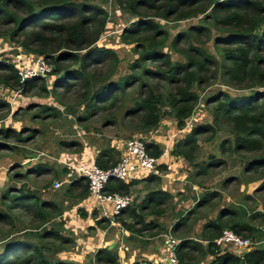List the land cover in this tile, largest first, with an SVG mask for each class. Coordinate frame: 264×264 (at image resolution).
Segmentation results:
<instances>
[{"label":"trees","instance_id":"obj_1","mask_svg":"<svg viewBox=\"0 0 264 264\" xmlns=\"http://www.w3.org/2000/svg\"><path fill=\"white\" fill-rule=\"evenodd\" d=\"M114 1L120 10L134 18L128 27L121 30L119 39L122 44H133L137 53L128 65L130 72L116 80L110 76L117 69L118 54L112 48L95 45L108 20V12L103 6L105 0H0V25H11L7 31L11 40L26 52L43 56L53 66L55 75L52 89L48 90L44 82L39 83L40 77L21 80L11 64L0 61V85L20 89L25 94L37 88L41 94L50 93L56 97L58 89L70 91L79 83L84 88L82 98L87 115L77 116L78 120L90 117L103 109L106 103L115 104L129 89L134 90L135 95L125 108L123 117L131 118L134 127L143 133L154 130L165 115L175 120L178 129H183L198 105L199 92L217 78L233 88H254V92L246 95H231L220 90L207 97L204 105L209 107L212 123L193 125L182 138L171 141L169 153L196 168L190 178L207 174L210 168L223 165L224 159L209 155L206 161H197L199 136L210 132L208 138H211L216 127L226 124L230 137L221 140L218 150L221 155H235L242 175H254L251 181L262 179L260 190H264V89H260L264 87V0ZM199 15L221 32L213 38L220 61L202 45L193 43H201L208 38L210 29L204 24L189 25L170 39L169 48L184 58V61L173 60L169 51L162 48L169 40L168 32L154 18L182 21ZM108 61L112 62L107 73L96 76L94 72L98 66ZM7 104L0 99V109ZM162 104L167 107L163 113ZM46 113L51 116L59 114L54 106L49 105L39 114L45 116ZM109 120L116 122L109 118L105 120L106 124ZM9 133L21 142L31 138V133L22 136V129L17 132L12 128L0 129V134L7 136ZM60 142L74 145L79 151L82 148L76 139ZM145 144L150 155L160 157L163 152L160 143L149 141ZM3 146L0 141V150ZM119 158L120 153L114 147H107L97 153L94 163L107 169L114 166ZM160 160L154 172L130 180L111 178L104 187L105 193L129 194L136 183L146 186V193L139 203L126 206L114 216L120 226L136 235L156 229L158 223L146 221L144 217L162 215L173 198L169 192L155 188L161 181L159 174L166 170V165ZM28 172H14L13 175L23 177ZM233 180H238L236 175H228L222 184L225 186ZM22 186L21 189L8 187V196L5 189L0 191V198L6 201L4 208H0V223L11 228L0 234V264H86L53 257L56 252L64 250L65 245L74 244V237L62 233L59 221H56L55 228L40 231L39 226L58 217L61 209L52 201L38 199L37 193L30 191L25 184ZM68 190L78 199L87 197L86 178L78 176L70 182ZM217 192L204 193L197 198L195 209L218 197ZM19 206L33 214L38 226L33 229L15 226L12 212ZM191 212L192 209L179 217L171 232L185 224ZM78 213L86 215L83 209ZM95 214L94 211L92 215ZM256 214L259 213L251 214V217ZM241 216L243 214L237 207H221L214 219L203 224L205 245L187 238L178 239L175 248L178 264H191L197 255L213 256L216 264H264V246L252 248L239 257L221 252L213 242L224 228L242 237H250L253 227ZM96 218L97 227H105L109 222L105 217ZM93 260L95 264H118L116 254L106 247L98 248Z\"/></svg>","mask_w":264,"mask_h":264},{"label":"rangeland","instance_id":"obj_2","mask_svg":"<svg viewBox=\"0 0 264 264\" xmlns=\"http://www.w3.org/2000/svg\"><path fill=\"white\" fill-rule=\"evenodd\" d=\"M104 8L108 12V20L106 23V26L104 28L103 33L101 34L100 38L97 40L96 44L100 47H108L112 48L116 51L118 54V62H117V69L113 73L112 76H110L112 79L116 80L120 76L124 74H128L129 63L137 56V53H135L133 49V44H122L119 39V35L121 30L124 27H128L134 18L131 17L126 12H123L118 8L114 0H105L103 4ZM154 21L158 22L159 25H161L167 32H168V41L165 43L162 48L165 51H169L170 56L173 60H179L184 61V58L175 53L172 52V50L168 46V42L170 39L178 32L185 30L189 25L192 24H199V25H205L209 27L210 34L208 38L203 40L201 43H195L196 45L203 46L205 49H207L210 53L214 54L215 57L220 61L219 53L217 50V47L214 46V40L213 38L217 35H221V32L211 26V22L209 21H203L202 15H199L197 17H193L187 20L182 21H166L160 18H154ZM11 25H0V39H1V46L6 47L8 44H11L12 46H17V44L14 40H11L9 37V31ZM15 52L8 51L5 53H0V61L10 64V62L14 59ZM11 54V55H10ZM112 61L106 62V64L99 65L97 70H95L94 74L96 76L103 75L107 73V71L110 69ZM75 66V65H74ZM1 72V71H0ZM55 79L54 75L52 74L51 80ZM42 79V78H41ZM50 80V81H51ZM44 82L47 89H52L51 87L48 88L49 84L42 79L41 82ZM38 83V84H39ZM50 83V82H49ZM260 89H264L260 88ZM226 91L229 92L231 95H246L254 92L253 89H237L233 88L229 85L224 84L219 78L212 82L209 86H206L203 88L199 94V102L198 105L194 108L192 116L187 119L186 124L183 129H178L175 124V131L174 133H166L163 131L162 135L165 136L164 142H160L163 144V148L165 144H170L171 141H176L180 138H182L195 124L198 123H212V116L209 112V107H206L204 105L205 100L207 97L214 95L218 91ZM134 90H128L125 96L121 98L120 101H117L115 104L106 103V106L103 109H99L95 111L90 117L88 118H81V120L77 119V116H85L87 115V112L84 107V88L77 83L70 91H63L62 89H58L57 93L58 96L55 97L54 94L48 93L47 95L41 94L40 91L37 90V88H34L29 93H22L20 89H11L9 87L0 85V99L4 100L6 103V107L4 109H0V129L4 128H11L12 120H20V121H30L32 123H36L37 126L46 129L48 128L47 125L49 124H56L57 126L64 124L65 129H68V135L58 134L57 136L54 135V144L60 147L61 149L68 151V152H77L79 151L77 147L74 145H67V144H61L60 141H67V140H73V139H83V138H89L90 136L96 137V134L100 135L99 139H110V138H120L124 139V141H127L129 138L132 137H142L144 140L147 141L149 136L144 135L143 132H139L134 125L131 123V118H124L123 112L126 107L130 105V99L135 95L133 92ZM11 103V105H10ZM12 104L13 107H17L15 110L12 111L11 107ZM17 105V106H16ZM53 106L58 110V113L56 116H51L48 113H46L45 116L39 114L42 112V110L45 109V106ZM19 106V107H18ZM167 111V107L162 104L161 105V112ZM15 114L13 115V113ZM112 118L113 120H116L115 123L111 122L109 120V124H106L105 120ZM169 117H162V120H166ZM8 121L10 124L7 127H4L3 123H6ZM108 121V120H107ZM72 124H74V128L72 127ZM63 127V126H62ZM15 132H17L19 129H15ZM64 129V128H63ZM24 133L22 136H26L31 133V136L34 134V130L28 129L25 127V129H22ZM229 126L226 124L220 125V127H216V132L213 137L208 138L210 135L209 133L200 135L199 137V147L196 152V159L197 161H206L208 159L209 155H213L215 157L224 159V164L218 167L210 168L208 170L207 174L201 175L199 177H189L192 176L193 172L196 170L195 167L190 166L187 162L186 165L190 170H187L189 172L187 179L189 180V183L196 184L199 188L202 189L201 192H199V196L196 197L195 194L192 196L191 194H188L189 198H194L193 201H189L190 205L188 208L182 207L181 210L178 211L174 206V200L171 199L166 206L165 212L160 216H154V215H147L144 217V220L146 221H155L158 223V227L156 229H153L152 231H144L141 235L143 239H146L148 241H151L155 244L161 245L163 242V235L166 233H173L172 231V225L179 219V217L184 216L190 209H192V212L188 215L186 223L183 225H180L177 227L176 232L173 233V235L177 239L187 238L191 239L193 241H197L201 243L202 245H205L206 242L203 243L202 241V227L206 220L214 219L216 217L217 211L223 206H229V208L237 207L235 203H239L240 206L237 207L238 210L243 214V217L241 218L246 219V221H249L250 216H246V210L247 208H251L253 206H259V204L264 203V190H260V183L262 182V179H257L254 181H251V178H254V175L252 174H244L240 172V168L237 166V158L235 155H221L220 151L218 150V144L221 142L223 138L230 137L229 133ZM86 134H85V132ZM54 132V129L51 130V133ZM84 132V134H83ZM160 133V132H159ZM39 135V134H38ZM82 135V137H80ZM36 135H33L35 137ZM45 136V134L43 135ZM73 138V139H72ZM0 141L4 143V148L0 150V161H3L6 156L13 157V153H11V150L15 149L16 146H13L15 144L20 145L21 141H18L16 139V136L12 133H9L7 136L0 134ZM79 141V140H78ZM82 141V140H81ZM79 141V142H81ZM29 143L35 144L40 142H45L46 144H49L43 140L42 136L34 138V140L28 141ZM31 144V145H32ZM83 145L84 143L81 142ZM37 145V144H36ZM17 148V147H16ZM15 153V150L12 151ZM170 152V151H169ZM30 158V157H29ZM14 159V157L12 158ZM12 162V172L10 173L9 177L11 178H18L14 177V172H23L27 171L28 168L31 167H25V170L21 171V167L17 166L16 163L13 165L14 162H18V160ZM6 165V164H5ZM85 165V164H83ZM79 165L77 168H80ZM7 166V165H6ZM23 172V173H25ZM236 175L238 180H233L229 184L223 186L222 181L224 178L228 175ZM49 175V174H48ZM256 177H258L257 174H255ZM19 177H22L19 176ZM24 180H18L14 179L12 180V184H16L17 186L19 183H25L32 184L34 187L36 185H40L39 182H46L43 184V187L39 190V188L31 189L28 187L30 191H33L37 194V198L41 199V195H45V197L50 196L53 193H50L49 189L47 187L50 185V189L52 187V184L50 182L52 179H49V176H43L40 180H36L37 183L33 182V177L26 174L23 176ZM32 178V181H31ZM177 182H180V180H176ZM19 182V183H18ZM253 182V183H251ZM250 183V184H249ZM244 185V189L242 190ZM64 185L61 190L65 189ZM192 188V185H190ZM6 188V187H5ZM146 186L142 184L141 189H145ZM191 188L188 189L189 193L191 192ZM7 189V188H6ZM4 190L5 194L8 196L7 190ZM136 189V188H134ZM1 191V190H0ZM218 191V197L212 199L209 201L205 206L201 208L195 209V200L199 198L204 193L209 192H216ZM3 192V193H4ZM130 194V193H129ZM246 194L248 196H246ZM131 195V194H130ZM190 195V196H189ZM132 196V195H131ZM181 195H178V197ZM134 197V195H133ZM132 197V198H133ZM181 199V198H180ZM140 202V201H139ZM136 197L133 198V201L131 204H137ZM193 203V204H192ZM6 204L5 199L0 198V208H4V205ZM251 210V209H250ZM13 215L15 217L13 218V221L15 223V226L21 227L24 226V228L27 229H33L34 227L38 226L37 222L38 220L33 217V214L30 212L25 211L23 208H14L13 209ZM106 226L109 222H106ZM56 222L54 220H49L44 223H42L39 226V230L44 228H55ZM14 226V229L16 228ZM33 227V228H32ZM11 229L8 224L0 223V234L4 231ZM34 231L33 233H35ZM252 237V240L255 241L254 236ZM256 242V241H255ZM75 243L70 245H65V249L61 250L59 252H56L53 257L59 258L64 261H70V257L73 253L76 252L75 249ZM56 244V243H55ZM222 252V251H221ZM213 256L206 255L204 257L197 255L196 258L192 261L191 264H216L213 262ZM85 263V262H84ZM91 262H88V264ZM87 264V263H86Z\"/></svg>","mask_w":264,"mask_h":264},{"label":"crops","instance_id":"obj_3","mask_svg":"<svg viewBox=\"0 0 264 264\" xmlns=\"http://www.w3.org/2000/svg\"><path fill=\"white\" fill-rule=\"evenodd\" d=\"M53 81L54 79L52 77L50 83H47L49 84L48 88L51 87ZM13 106L14 105L12 104V111L17 108ZM166 117L169 118L166 120L161 119L159 125L154 130L144 133V135L149 136L147 141H155L158 143L164 142L165 136L162 135L163 131L170 134H172L171 132L174 133L176 122L172 117ZM3 124L4 127H7L10 123L6 121V123ZM73 125L74 124H72V127L74 128L75 125ZM10 126L11 128L15 129H25V127L28 129H33V135L36 136L33 137L32 135L30 140H34V138L40 137L41 135L43 140L45 139V141L49 144H46L45 142L32 144L28 142L30 140H27L20 142V145H13L17 147L11 150V153L14 154V159H12L13 157L6 156L3 161H0V190L6 189L8 187L21 189L23 187L22 185L25 184L23 182H18V186L16 184H12V180L17 179V181H22L24 180V177H9V175H11L10 173L12 172V169L10 168L12 167L11 165L13 161L11 160H18V162H14L13 165L15 163L17 166L22 165L21 171L25 170V167L28 168L29 165H31L27 171L30 172H28V175L33 177V182L35 183H37L38 180L46 175L50 177L49 179H52L50 184L53 182H59L60 185L57 188L51 187L50 189L49 185L47 189H49V192L53 194L48 197L41 195V199L52 201L61 209V214L56 217L54 221L61 222L59 228L61 229L62 233L74 237L76 242V252L72 254L70 259L80 263L91 262L95 264L93 260L94 252L98 248L106 247L111 249L116 254L118 264H132L134 262L145 261L156 264L158 263L161 256L163 255V242L161 245H159L143 239L141 236L124 229L118 222H116L115 225L108 224V226L105 227H97L96 217H102L100 214L99 204L88 200L86 196L82 199L73 197V194L68 190V185L70 182L78 178V176H81L76 171L77 166L93 163L97 153L107 147H114L121 155L125 142L124 139L116 137L110 139H99L100 135L96 134V137L90 136L89 138L76 139L79 141L82 140L81 142L84 143L81 150L77 152H68L54 144V135L57 136L58 134H63V132L64 135H68L69 131L68 129H65L66 127H64V124L57 126L56 124L52 123L47 125L48 128L43 129L37 126L35 122L32 123L30 121L12 120ZM53 129L54 132L51 133V130ZM44 134L45 136H43ZM80 137H82V135ZM161 145L163 146L162 143H160V146ZM14 150L15 153L12 152ZM160 162L166 165V170L159 174L161 176V181L155 188H160L164 191H167L173 196V203L178 213L182 207H184V209L189 207V201H193L194 198H189L188 194H191L192 196L195 194V196L198 197L201 194H199V192H201L202 189L199 188L197 184L189 183V180L187 179L189 172H187V170L190 169L187 167L186 161L182 158H177L168 153L163 157V159L160 160ZM33 167L35 168L33 169ZM176 180H180V182H177ZM44 183L39 182L40 185H36V187L30 183L26 186L35 190H37L36 188H39L40 190ZM64 185H66L65 189L61 190ZM190 185H192V188ZM141 186L142 183H136L130 188V194L132 197L133 195L136 197V201L138 203L146 193V190L141 189ZM189 188H191L190 193L188 191ZM243 189L244 185L242 190ZM178 195L181 196L178 197ZM196 200L194 202H196ZM235 204L237 207L240 206L239 203ZM79 209H83L86 215L80 216L78 213ZM94 211L96 212V217L92 215ZM255 213L259 214H256L254 217H250L249 221L244 222L253 227L252 236L255 237V248H257L264 246V203L262 205L259 204V206H254L251 208L248 207L246 210V216H250L251 214ZM204 242L205 241H203V243Z\"/></svg>","mask_w":264,"mask_h":264},{"label":"built area","instance_id":"obj_4","mask_svg":"<svg viewBox=\"0 0 264 264\" xmlns=\"http://www.w3.org/2000/svg\"><path fill=\"white\" fill-rule=\"evenodd\" d=\"M16 51L14 59L10 62L16 70L21 80L32 77H40L47 83L50 82L53 66L41 55H35L23 50L19 45L6 47L1 46L0 53ZM11 55V54H10ZM149 141L142 137H132L124 142L123 152L117 163L107 169H102L95 163L80 166L76 171L86 178L88 182L87 199L94 201L100 206V214L109 220L110 225H115L114 216L126 206L130 205L133 198L130 194H121L117 192L105 193L104 187L108 180L116 178L120 180H130L141 178L147 173L154 172L159 159L169 153L170 144H165L160 157H154L147 151L146 144ZM59 182H53L52 187L57 188ZM162 256L157 264H178L175 254V248L178 239L171 233L163 235ZM214 244L222 252H230L236 256L242 257L249 249L255 248L256 242L250 237H242L231 229L225 228L213 239Z\"/></svg>","mask_w":264,"mask_h":264},{"label":"clouds","instance_id":"obj_5","mask_svg":"<svg viewBox=\"0 0 264 264\" xmlns=\"http://www.w3.org/2000/svg\"><path fill=\"white\" fill-rule=\"evenodd\" d=\"M225 229V228H224ZM170 233V232H169Z\"/></svg>","mask_w":264,"mask_h":264}]
</instances>
